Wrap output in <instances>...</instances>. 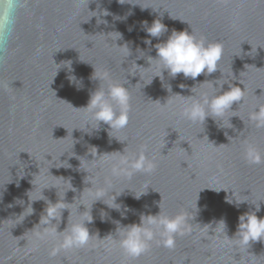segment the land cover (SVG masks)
I'll return each mask as SVG.
<instances>
[{
	"label": "water",
	"instance_id": "95a60500",
	"mask_svg": "<svg viewBox=\"0 0 264 264\" xmlns=\"http://www.w3.org/2000/svg\"><path fill=\"white\" fill-rule=\"evenodd\" d=\"M134 2L140 6L117 0H24L7 49L0 48V264H264V241L251 243L248 251L229 241L236 233L238 217L255 210L251 203L260 204L257 216L264 218V163L249 164L243 155L246 143L264 152V128H257L248 119L264 104V0ZM87 6L89 11L106 9L111 13L102 17L107 25L97 24L96 17H91L96 13L87 11ZM160 14L169 31L159 39L152 38V45H145L147 34L141 22L151 25ZM191 28L198 37L223 44V77L219 69L195 81L184 79L182 74L171 79L165 72L164 82L171 85L172 93L187 97L192 95L190 89L205 79H237L233 83L247 90L244 102H234L233 112L220 126L210 117L203 125L184 119L181 112L186 101L178 95L169 97L159 77L146 85L156 70L143 68L148 66L147 57L136 60L137 47L146 56L155 57L154 45L166 41L173 29L190 32ZM126 42L132 55L123 63V50L117 45ZM69 60L71 73L58 65ZM134 60L143 67H137ZM93 67L98 72L108 71L113 81L128 84L129 124L112 133L127 142L110 139L108 125L103 123L100 131L84 128L85 112L76 108L85 107L90 93L99 87L98 80L90 79ZM73 74L82 82L79 91L69 85L67 77ZM129 74H139L143 83L138 75ZM180 84L187 87L181 89ZM227 89L224 85L223 90ZM195 91L211 94L214 90L204 84L197 85ZM165 102L167 107L161 105ZM89 146H96L99 154L113 153L106 157L107 163L94 167L82 158ZM120 152L130 161L143 152L157 169L151 175L113 176L111 167L118 163ZM78 159L90 177L78 170ZM66 162L70 168L60 167L61 163L67 166ZM55 176L71 178L76 190L67 191L71 187L68 182ZM84 178L85 183L94 178L93 189L85 188L90 185H85ZM32 179L37 185L31 194L34 198L40 188L56 186L58 192L45 189L44 196L55 203L57 195L63 197L67 191L66 202L75 201L69 205L70 212L63 210L61 222L55 225L57 231L88 215L98 187L111 184L117 193L124 188L136 194L147 192L136 199L125 189L117 198V203L130 209L126 218L101 201L94 203L93 222L86 224L93 234L89 245L61 250L52 257L50 252L59 240H41L35 235L41 230L36 224L46 203L34 202V214L23 222L16 218L28 205L26 193L33 188ZM232 191L237 199L249 202L238 208L226 202ZM18 199L24 203H16ZM106 202L111 204L110 196ZM159 202L163 214L174 216L183 211L191 221L190 231L175 237L174 249L153 242L147 253L127 258L107 235L115 236L116 222L122 226L139 224L141 214L157 215ZM81 203L88 211L80 213L85 210ZM221 219L226 222V232L219 226L212 229Z\"/></svg>",
	"mask_w": 264,
	"mask_h": 264
},
{
	"label": "clouds",
	"instance_id": "9594fccd",
	"mask_svg": "<svg viewBox=\"0 0 264 264\" xmlns=\"http://www.w3.org/2000/svg\"><path fill=\"white\" fill-rule=\"evenodd\" d=\"M117 2L120 4L128 3L132 6L139 5L138 3H135L134 0H117ZM24 6V0H0V48H3L5 51L7 49L8 41L11 38L12 33L14 32L19 12ZM144 9L147 8H141V10ZM87 11H89L88 6ZM89 12L96 13L91 17H96L97 24L107 25L108 21L106 19H102V17L111 15V13H109L106 9ZM131 14L132 13L130 12L129 15ZM162 17L163 14H160V18L154 19L151 25H149L148 21L141 22L142 29L147 34L146 38L143 40V43L145 45H152V38L159 39L162 35L169 31L168 27L162 22ZM121 38L122 35L120 34L119 39ZM117 46L123 50L122 61L124 63L127 58L132 55V49L127 42L123 45ZM154 47L156 50L155 57L151 55L146 56L145 51L137 47L136 52L138 53V55L136 56V60L147 57L146 60L148 66H140L134 60L135 64L137 67L154 68L156 70L155 74L152 76L150 83L146 85L151 84L154 78L159 77L162 83V87H164L166 91L170 93L169 97L178 95L186 101L181 115L187 121L193 124L203 125L206 119L210 117L213 120L217 121L220 126V124L223 123V118L229 112H233L231 111L233 103L241 101L242 103L244 102L247 90L240 80L239 84L243 85V87H240L237 84L233 83V81L237 79H205L203 82L198 83L197 85L208 84L214 91L211 94L208 92L197 93L195 91V87L197 86L196 85L190 89L192 95L187 97L172 93L171 85L164 82L165 72H167L168 76L171 79H176L178 75L182 74L184 79H191L195 81L197 77L201 76L202 74L207 77L216 72L218 69L220 70V63L223 59V44L221 42H210L202 36L198 37L194 33L192 28L190 32L188 30L176 31L175 29H173L166 41L157 43L156 45H154ZM58 65H61L60 67H67L70 73L73 72V69L71 67L72 62L70 60L64 61L62 62V64ZM137 75L139 76V74H129L128 76ZM233 76L236 77L235 75ZM139 78L141 81L140 83H143L140 76ZM67 79L69 80L70 86L76 87L78 91L81 90L82 82L78 80L74 74L69 75ZM90 79L98 80L99 87L95 91L90 93L89 102L85 107L76 108L82 109L85 112L86 121L84 124V128L90 129V131H100L101 123H103L105 125H108L107 131L110 139L114 137L121 143L125 141L127 142L126 139L120 140L115 135H112V133L122 131L129 124L131 93L128 89V86L126 87V85L128 84L113 81L111 78V74L108 71L98 72L95 68ZM126 80L128 81L127 77ZM104 84H106L107 87H104ZM165 84L167 85V87L165 86ZM224 85L228 86L227 90H223ZM179 87L181 89H184L187 86L184 84H180ZM161 105L167 107V102ZM248 119L257 128H264V104L258 105L257 108L249 114ZM73 146L74 144L72 145V148ZM90 148L94 149L95 152L89 151ZM112 153L113 152L99 154L96 146H89L85 156H83L82 158L90 162L94 167H100L102 166V164L108 162L106 157L110 156ZM89 155L92 157L91 159L87 158ZM243 155L245 160L249 164L255 165L264 163V152L259 150L251 143H246L244 145ZM78 160L80 161L78 170H82L87 173L85 178L90 177V173L81 168V160ZM66 164L67 166H65L64 163H61L60 167H71V165L67 162ZM51 168H49V172ZM156 169L157 164L153 161L148 160L143 152L139 155L138 158L131 161L129 157L124 154V152H120L118 163L112 165L111 173L116 177L123 174L131 178L137 173L151 175L156 171ZM36 174L38 175L39 171ZM57 178H63V180L68 182L71 187L67 191H73V189H75L71 183V178ZM33 179L30 182L33 185V188L26 193L28 197V205L19 215L16 216V218L19 217V223H21L26 217L34 214L35 210L32 206L34 202L43 200L46 203V207L43 209L40 215L39 223L36 224L40 225L41 230L37 231L35 235L38 239L41 240H59L58 246L54 247L50 252V256L52 257H55L61 250L69 251L72 249L85 248L89 245L93 234L90 235L89 229L86 224H90L93 222L94 218L91 214V211L94 203H96L97 201H101L108 208L119 211L121 213V216L126 218V213L130 211V209H128L126 205L117 203V198L124 193L125 189L132 191L134 193V198L136 199H140L141 196L143 194H146L147 192L146 190L145 192L136 194L132 189L124 188L122 191L117 193L114 189L111 188V184H109L106 188L98 187L93 192L94 199L92 200L91 210L90 212H88V215L81 219L79 222L71 224L67 223V227L64 229V231H57L58 227L55 225L57 224V221L61 222L63 210L67 209L70 212L69 205L74 204L75 201L72 203L66 202L65 195L67 191L64 193L63 197L58 196V189L56 186H45L40 188L39 196L34 198L31 194L36 190L37 185L32 183ZM85 185H90L86 186L85 188L93 189L94 178L88 179ZM149 186L150 185L146 186L147 189ZM51 188H55L57 190V200L55 203H53L43 194V191L45 189ZM220 190L216 192H219ZM83 191L81 192V194L83 193ZM109 196L111 197V204L106 202ZM18 201H22V203H18ZM226 202L234 204V206L238 208L241 203L249 201L237 199L232 191V196H227ZM16 203L23 204L24 201L18 199ZM251 204L255 205V210L248 211L240 215L238 217L236 233L231 238H229V236L227 235L229 241H235L234 247L244 248L247 251L249 249L248 246L251 245V243L264 241V218H258L257 216V213L260 211V204L258 202ZM80 205L84 206L85 210L83 212L79 211ZM80 205H78V212L84 213L88 211L83 203H81ZM12 206L13 205L11 204L9 205V207ZM158 206L160 211L157 215L141 214L139 224L134 223L127 226H122L119 224V222H116L117 227L115 236H113V234L107 235V237H109L114 244H117L119 248L123 250V253L127 258L135 259L147 253L150 250L153 242H155L158 246H163L168 249H174L176 246L175 237L183 236L188 231H190L188 226L191 221L186 217L183 211L177 213L174 216H169L163 214L160 202ZM215 225L216 226L212 229H217V226H219V230L226 232V222L223 219L215 222ZM157 236H159L160 239H157ZM249 264H254V262H249Z\"/></svg>",
	"mask_w": 264,
	"mask_h": 264
}]
</instances>
